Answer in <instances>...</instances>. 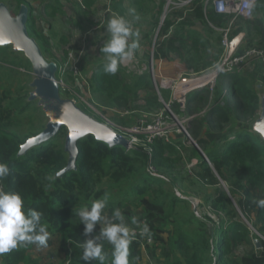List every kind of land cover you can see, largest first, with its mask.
Listing matches in <instances>:
<instances>
[{
  "label": "rangeland",
  "instance_id": "rangeland-1",
  "mask_svg": "<svg viewBox=\"0 0 264 264\" xmlns=\"http://www.w3.org/2000/svg\"><path fill=\"white\" fill-rule=\"evenodd\" d=\"M185 1L93 0V4L89 6L85 0H0V5L5 6L13 19L22 13L23 8H26L28 34L38 45L46 62L55 67L54 76L59 83L60 97L72 101L86 115L109 125L117 132H125L139 121L151 120L167 107L171 108L159 92L161 77L174 78L179 75L181 80L185 81L200 77L208 74L224 56L223 38L227 28L209 32L203 29L200 24L199 29L202 33L209 40L213 39L210 41L212 49L206 53V60L209 61L213 58L211 60L213 64L209 68L199 71L191 68L186 59L188 51L182 47L180 51H167L168 58L156 57L157 50L162 47V44H166L169 39L175 37V33L172 31L164 33L166 20L179 19L190 14L187 12L191 9V5ZM259 2L260 0L255 5L254 18L255 14H258L257 4ZM130 9H135V13L139 16L138 20L135 19ZM114 14L124 16L140 32L139 47L135 50L133 60L125 62L119 69L122 80L126 84H134L137 76L145 72H149L152 80L150 88L148 85L133 89L135 92L127 91L130 99L125 107H119L111 102L105 94L95 92L89 83L92 73L103 62L100 48L108 36L103 25ZM231 20L232 18L228 22ZM239 23L238 20L234 21L233 28L238 25V27L244 28L246 26L248 29L246 23L242 25ZM186 29H191L190 25ZM228 33L229 37L238 34V32L233 34L232 28ZM254 33L256 34L252 36L248 33L243 35L244 40L252 37L251 42L253 43H248L247 46L262 45L261 36L257 32ZM176 46H181V42L177 41ZM180 59L187 65V70L181 75L177 74L180 71L174 68V61ZM0 60H3L0 61V92L10 96L8 104L17 103L20 108L25 106L24 112L16 115L14 129L22 137L32 127L37 129L46 127L50 121V115L43 108L41 97L34 95L37 88L36 82L39 78L26 53L17 49L13 43L0 44ZM259 63V60H253L237 69L246 75L252 72V68L256 69L257 78L253 74L252 82L257 93L261 95V108L257 118L264 110V88L260 89L256 85V83L263 84L261 77L263 65ZM220 77L221 75L217 78L213 93L220 88L223 89L224 84L221 85ZM206 89L210 93V90ZM165 90L170 93L171 100L175 101L174 92L169 88H165ZM151 91L160 96L162 107L147 104V98ZM177 96L179 97L178 94ZM232 106L233 103L230 112L232 118L226 126L231 127L236 123L241 126L255 124V119L250 117L239 119ZM207 110V107L200 108L198 112L189 115L185 108L184 111L187 114L177 113L179 119H188L183 125L189 135L184 131L177 134L183 138L180 142L174 141L175 136H173V141L179 145L173 144L170 147L166 153L163 171L158 172L167 182L162 185V188L174 192L183 199L176 206V217L181 222L182 229L179 227L180 231L177 232L173 228V223H168L167 231L162 233L164 244L153 240L149 243L151 244L149 249L143 248V258L135 259V264H171L177 258H180L185 264V258L194 256L195 253H198L199 256L202 253L206 255L208 253L214 262L216 260L223 263L225 255L220 237L232 234L230 225L233 221L242 223L246 226L247 231L238 233L230 257L241 258L246 255L259 254L262 251V248H258L256 245L257 239L261 245L264 242V220H260L258 216L259 208L254 205L245 211L239 202L246 199V191H249L250 201H252L253 197L264 196V190L250 186L246 174L242 171L227 172L226 177L223 178L215 169L214 164L204 158L203 154L206 155V153L191 135V119L194 117L203 119ZM207 126V124L204 125L201 128L202 131L204 128L207 129ZM232 139H234L233 136L225 140L223 144ZM59 142L65 144L66 140L61 139ZM201 157L214 169L218 183L207 184L196 176L200 171L198 162ZM220 192L225 193L227 197L224 208L216 209L213 202ZM117 194L116 192V196ZM125 210L132 213L126 219L129 223L133 216L141 220L142 207L130 204ZM184 234L187 236L186 242L184 244L177 243V239L183 238ZM196 248L202 250L195 252ZM168 254H170V259H168ZM214 262L212 261L213 264H215Z\"/></svg>",
  "mask_w": 264,
  "mask_h": 264
},
{
  "label": "trees",
  "instance_id": "trees-1",
  "mask_svg": "<svg viewBox=\"0 0 264 264\" xmlns=\"http://www.w3.org/2000/svg\"><path fill=\"white\" fill-rule=\"evenodd\" d=\"M261 1V0H260ZM91 6L93 0H85ZM196 16L206 24L207 18L201 6L196 7ZM214 20L215 13L208 15ZM193 24L191 17H186L178 22V26L172 30L175 37L162 44L156 53L158 58H168L167 51H180L181 47L188 51L186 58L191 68L205 70L213 64V58L206 60V53L212 49L210 40L199 30L186 27ZM174 25L173 20H166L164 33H168ZM206 31H211L206 29ZM212 32V31H211ZM185 37L188 40H184ZM177 41L181 46H176ZM209 53V52H208ZM3 59V58H2ZM3 61V60H0ZM103 62L100 63L89 78V83L95 92L105 94L111 102L119 107L127 106L129 93L133 89L148 86L152 87L149 72L137 76L134 84H126L118 71L115 75H106L102 71ZM227 91L218 89L212 94L206 88L190 93L187 97L186 108L189 115L198 112L200 108L207 107L203 119L192 118L191 135L206 153L208 159L214 164L218 173L225 178L227 172L242 171L246 174L250 186L259 187L264 190V139L254 131L252 126L236 123L234 126H226L231 121L232 109L239 119L252 118L256 120L259 116L260 96L254 84L236 71L222 74L228 77ZM165 102H168L175 114H187L181 110L177 101L171 102L170 93L160 89ZM10 96L0 92V160L9 164L10 174L3 181L5 190H19L25 197L28 208L42 212L43 222L47 224L50 233L47 242L46 259H53L52 263L44 262L29 253V250L37 248L35 245L16 249L2 256L4 264H95L81 259L82 249L80 245L87 238L84 236V225L79 222L76 209L89 206L93 200L100 198L105 192L110 193L111 198L107 208V214L111 216L114 207H120L125 218L132 215L131 211L125 210L127 205L142 207L141 220H145L151 231V239L164 244L162 235L168 223H173L177 232L182 225L176 217V206L183 199L174 192L164 190L162 185L167 184L161 176L153 174L163 171L166 153L177 142H166L157 139L152 154L143 149L126 151L121 145H111L103 140L97 139L93 134H85L78 142L79 154L76 160V168L62 174L69 162V153L65 150V144L59 140H66L68 129L63 126L56 136L51 140L30 148L21 153L22 146L27 140L36 136L44 130L31 128L24 136L14 129L16 126V115L24 112L25 106L20 108L17 103L8 104ZM149 106L162 107L163 103L156 92L149 94L147 98ZM185 112V113H184ZM177 114V115H179ZM257 118V119H256ZM208 125L207 129L217 132L215 139L210 140L201 136L202 127ZM231 136V141L223 144ZM19 153V156L17 155ZM200 171L196 174L198 179L207 184H216L218 179L214 169L201 157L198 162ZM59 173V176H57ZM55 177L49 181L48 177ZM116 192L118 193L116 196ZM226 195L220 192L215 198L213 205L216 209L224 208ZM239 204L243 210L253 207L250 201V193L246 191V199L240 200ZM260 220H264V208L258 209ZM100 225L93 235L98 233ZM246 226L238 221L230 225L232 234H225L221 238V245L225 259L223 263L216 261L207 253H195L194 256L186 257L185 264H264V242L259 254L246 255L241 258L230 257L233 243L238 238V233L246 232ZM179 235V234H178ZM187 236L177 239V243L184 244ZM153 242V241H152ZM149 244L144 238H137L130 245L129 261L135 264V259H142L144 247L149 249ZM212 245V244H210ZM197 247V246H196ZM104 250L109 254L111 246L105 242ZM202 249L196 248L195 252ZM152 251V250H151ZM201 253V252H200ZM170 254H168V259ZM171 264H183L180 258Z\"/></svg>",
  "mask_w": 264,
  "mask_h": 264
},
{
  "label": "clouds",
  "instance_id": "clouds-1",
  "mask_svg": "<svg viewBox=\"0 0 264 264\" xmlns=\"http://www.w3.org/2000/svg\"><path fill=\"white\" fill-rule=\"evenodd\" d=\"M130 12L135 19H139L135 9H130ZM103 26L108 36L100 48L103 54L102 71L106 75H115L125 62L133 60L139 47L140 32L131 21L119 14L109 17ZM9 174V164L0 160V182L5 181ZM48 179L53 181L55 177L49 176ZM110 198V193L105 192L93 200L90 207L85 205L76 209L87 237L80 245L81 259L95 264H130V245L138 237L150 240L151 231L148 224L138 217L133 216L129 223L120 207H114L109 216ZM251 202L258 208H264V196L253 197ZM97 225H100L99 231L93 235ZM49 235L42 212L28 208L19 190L0 187V256L30 245L47 247ZM105 242L111 246L110 260L104 250Z\"/></svg>",
  "mask_w": 264,
  "mask_h": 264
},
{
  "label": "water",
  "instance_id": "water-1",
  "mask_svg": "<svg viewBox=\"0 0 264 264\" xmlns=\"http://www.w3.org/2000/svg\"><path fill=\"white\" fill-rule=\"evenodd\" d=\"M27 20L26 8H23L22 13L16 19H13L5 6L0 5V44L13 43L17 49L26 53L39 78L34 95L41 97V104L50 115V121L44 130L29 138L22 146L21 153L51 140L63 126L68 129L65 150L69 153V162L62 174L76 168L79 154L77 142L85 134H93L97 139L111 145L127 146L128 140L112 127L86 115L72 101L60 97L59 83L54 76L55 67L46 62L38 45L29 36ZM254 131L264 139V110L254 124ZM203 156L208 160L205 154ZM256 245L258 248L262 247L258 239Z\"/></svg>",
  "mask_w": 264,
  "mask_h": 264
},
{
  "label": "built area",
  "instance_id": "built-area-1",
  "mask_svg": "<svg viewBox=\"0 0 264 264\" xmlns=\"http://www.w3.org/2000/svg\"><path fill=\"white\" fill-rule=\"evenodd\" d=\"M257 1L258 0H207L206 2L212 3V6L217 13L231 15L233 23L239 17L252 18L254 16ZM230 28L231 27L229 26L226 29L223 38V44L225 46L224 56L208 74L188 79L186 81L181 80V76L174 78L161 77V89L169 88L174 92L176 95L174 99L180 104L181 110H185L187 97L190 93L201 88H208L212 98L218 76L232 73L239 67L253 60H259L263 65L262 81L264 83V48L258 45L241 48L243 43L242 34L239 33L233 37H229L228 32L230 31ZM159 92L161 91L159 90ZM172 101L173 100H171V102ZM186 120L188 119H179L177 114H175L171 108L167 107L151 120H141L125 132L118 133L128 140L127 146L124 147L126 151L129 152L133 149H143L151 155L153 152L152 145L157 139L172 142L175 133L184 131L189 135L187 129L183 125ZM207 161L210 162L209 159ZM151 170L153 171V174L161 176L156 173L153 168ZM0 187L4 188L2 182H0ZM143 222H145V220H143ZM145 240L148 243L153 241L148 238ZM0 264H4L1 259Z\"/></svg>",
  "mask_w": 264,
  "mask_h": 264
},
{
  "label": "crops",
  "instance_id": "crops-1",
  "mask_svg": "<svg viewBox=\"0 0 264 264\" xmlns=\"http://www.w3.org/2000/svg\"><path fill=\"white\" fill-rule=\"evenodd\" d=\"M206 1L207 0H186L185 3L191 5V9L187 12V13H190V14L185 15V16L179 18V19H174L173 20L174 21V25L171 27L170 32L178 26V22L180 20L185 19L186 17H191L193 19V24H191L190 28H193V29H196V30H199V31H201L199 29V25L201 24L203 29H208V30H213V31L222 30V29L228 28L230 26L232 28L233 34H236L238 32V34L240 33V34H242V36L244 34H247V33L249 35L251 34V36H252V35L256 34L254 32H257L261 36V41H263L261 47L264 48V0H261L257 4L258 14H255L256 15L255 18L252 17L253 20L251 18H244V17H239V18L236 19V20L240 21L239 25H242L243 23H246L248 29H246V26L244 28V27H241V26L238 27V25L235 28H233L234 22L232 23V20L230 22H228L232 18L231 15L217 13L214 10V8H213L212 3H207ZM198 6H201L203 8V10H204V13H205L206 18H207L206 24H203L196 16V11L195 10H196V7H198ZM211 13H215L216 18L214 20L208 18V15L211 14ZM249 19H251V20H249ZM245 32H247V33H245ZM251 36L249 38H246L245 40L243 38V43H242V47L241 48L246 47L248 43L249 44L253 43V42H251L252 41V37ZM186 39L187 38H185V40ZM212 40L213 39H211L210 41H212ZM161 60L163 61V59H161ZM174 68L176 70H179L180 72L178 71L179 73H177V74L181 75L182 72L187 70V65L181 59L180 60H175L174 61ZM238 71L239 70H237L236 72L239 73L240 75L244 76V77H247L251 82H252V75L253 74L257 78V72H256V69H254V68H252V72L251 73H248L249 76L246 75V73H242V72H240V71L238 72ZM227 76L228 77L224 76V78L221 81V85L224 84L223 93H225L227 91L228 80L230 79L229 75H227ZM261 77H262V75H261ZM256 85L260 89L264 88V83L263 84L262 83L261 84L260 83L259 84L256 83ZM259 96H261V95L259 94ZM177 134H179V133H175V135H174L175 136V140L174 141H177V142L178 141L179 142L182 141L183 138H181L180 135H177ZM202 135L205 138L213 140V139L216 138L217 132L211 131V130H208V129L204 128V131H201V136ZM29 253L31 255L35 256L37 259H40V260H41V256H42V258H44V262H46V263L47 262H49V263L53 262V259L50 260V259H46L45 258L46 257V249L37 247L34 250L30 249ZM0 259L2 260V256H0Z\"/></svg>",
  "mask_w": 264,
  "mask_h": 264
},
{
  "label": "snow or ice",
  "instance_id": "snow-or-ice-1",
  "mask_svg": "<svg viewBox=\"0 0 264 264\" xmlns=\"http://www.w3.org/2000/svg\"><path fill=\"white\" fill-rule=\"evenodd\" d=\"M109 139H111V137H109Z\"/></svg>",
  "mask_w": 264,
  "mask_h": 264
}]
</instances>
